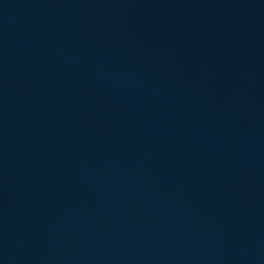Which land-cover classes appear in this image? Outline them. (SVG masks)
<instances>
[{"label": "water", "instance_id": "obj_1", "mask_svg": "<svg viewBox=\"0 0 264 264\" xmlns=\"http://www.w3.org/2000/svg\"><path fill=\"white\" fill-rule=\"evenodd\" d=\"M0 264H264V0H0Z\"/></svg>", "mask_w": 264, "mask_h": 264}]
</instances>
